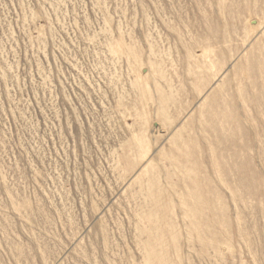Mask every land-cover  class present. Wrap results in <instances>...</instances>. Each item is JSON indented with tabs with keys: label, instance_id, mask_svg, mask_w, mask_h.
Masks as SVG:
<instances>
[{
	"label": "rangeland",
	"instance_id": "374dc122",
	"mask_svg": "<svg viewBox=\"0 0 264 264\" xmlns=\"http://www.w3.org/2000/svg\"><path fill=\"white\" fill-rule=\"evenodd\" d=\"M0 264H264V0H0Z\"/></svg>",
	"mask_w": 264,
	"mask_h": 264
}]
</instances>
